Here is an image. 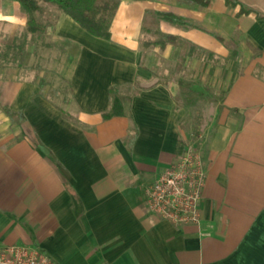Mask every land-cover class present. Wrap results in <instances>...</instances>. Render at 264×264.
Masks as SVG:
<instances>
[{"label":"crops","instance_id":"crops-1","mask_svg":"<svg viewBox=\"0 0 264 264\" xmlns=\"http://www.w3.org/2000/svg\"><path fill=\"white\" fill-rule=\"evenodd\" d=\"M118 1L106 40L44 1L29 32L20 3L0 0V246L57 264H264V0ZM166 35L176 44L143 46ZM42 60L66 96L42 81ZM207 60L225 66V85L195 144L202 221L174 225L145 189L190 143L188 107L183 73L156 68ZM116 98L124 114L104 118Z\"/></svg>","mask_w":264,"mask_h":264},{"label":"built area","instance_id":"built-area-1","mask_svg":"<svg viewBox=\"0 0 264 264\" xmlns=\"http://www.w3.org/2000/svg\"><path fill=\"white\" fill-rule=\"evenodd\" d=\"M206 167L195 143L145 189L146 206L154 215L174 225H200ZM0 264H57L37 247L0 246Z\"/></svg>","mask_w":264,"mask_h":264},{"label":"rangeland","instance_id":"rangeland-1","mask_svg":"<svg viewBox=\"0 0 264 264\" xmlns=\"http://www.w3.org/2000/svg\"><path fill=\"white\" fill-rule=\"evenodd\" d=\"M1 49L0 47V54ZM206 57L207 59L209 58L208 56ZM34 64L35 61L32 60V55H26L25 65ZM40 64L42 67L38 69L42 70V81L57 88V95L59 97L66 96L68 87L55 73L56 70L53 68L54 63L42 60L36 63L37 67ZM224 69L225 66L222 64H216L213 61L209 62V60L206 62L197 61L195 63L163 61L160 64V68H156V71L164 78L182 75V73L184 75L185 87L179 95V100L188 107L186 123L189 125V139L191 143H200L209 132L207 126L214 112L213 107L215 103L222 101V89L225 85V80L222 77ZM192 71H195V74L191 75L190 72Z\"/></svg>","mask_w":264,"mask_h":264},{"label":"trees","instance_id":"trees-1","mask_svg":"<svg viewBox=\"0 0 264 264\" xmlns=\"http://www.w3.org/2000/svg\"><path fill=\"white\" fill-rule=\"evenodd\" d=\"M18 1L23 10L28 14L29 20L27 29L29 32L35 33L40 31V24L35 20V14L40 10V1H44L50 5L56 6L62 13L68 15L76 21L82 28L90 34L109 40L111 38V25L113 17L119 6L118 0H15ZM185 3H198L206 6L211 0H183ZM233 3L232 0H227ZM158 18L168 21L174 25H185L184 19L171 13H158ZM176 37L166 35L164 38L154 40H146L143 46L148 48L160 44L164 49L167 44H176ZM192 53L196 51V47L192 49ZM237 54V53H236ZM6 112L13 116L15 113L10 109ZM124 107L119 99H115L114 103L104 118L108 119L116 115H123ZM23 118V116H21Z\"/></svg>","mask_w":264,"mask_h":264}]
</instances>
